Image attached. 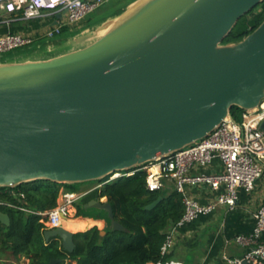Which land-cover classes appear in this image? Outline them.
<instances>
[{
    "label": "water",
    "instance_id": "water-1",
    "mask_svg": "<svg viewBox=\"0 0 264 264\" xmlns=\"http://www.w3.org/2000/svg\"><path fill=\"white\" fill-rule=\"evenodd\" d=\"M263 1L133 0L81 48L0 63V187L99 181L207 137L233 107L260 106L264 20L223 41ZM94 208L107 213L102 234L129 231L108 200L84 204ZM0 219L10 224L8 213ZM74 234L60 225L45 239L73 252Z\"/></svg>",
    "mask_w": 264,
    "mask_h": 264
},
{
    "label": "built area",
    "instance_id": "built-area-1",
    "mask_svg": "<svg viewBox=\"0 0 264 264\" xmlns=\"http://www.w3.org/2000/svg\"><path fill=\"white\" fill-rule=\"evenodd\" d=\"M5 8L0 0V20L12 13L14 19L43 18L46 11L61 17L58 24L41 34L49 39L62 32L63 27H73L101 6L106 0H8ZM33 33L12 32L0 34V54L29 46L36 40ZM264 101L257 108L244 110L242 120L228 116L207 137L180 150L159 155L143 164L109 174L82 192L63 190L57 205L37 212L47 229L62 225V219L71 214L73 203L93 190H100L117 178L146 174L149 191L173 189L183 195L185 211L181 219L166 231L161 253L166 255L176 244V235L182 227L202 215L213 213L218 206L231 211L236 208L240 191L252 192L256 182L264 179ZM218 162V163H216ZM212 168V169H210ZM118 174L117 177H114ZM206 187L208 200L195 198L193 188ZM13 188V187H12ZM25 195L22 194V197ZM13 206H16L12 204ZM255 224L249 233H239L235 242L244 248L241 256H225L227 264H264V204L254 212ZM154 264H164L158 261Z\"/></svg>",
    "mask_w": 264,
    "mask_h": 264
},
{
    "label": "trees",
    "instance_id": "trees-1",
    "mask_svg": "<svg viewBox=\"0 0 264 264\" xmlns=\"http://www.w3.org/2000/svg\"><path fill=\"white\" fill-rule=\"evenodd\" d=\"M123 11L124 8L119 7L115 12L119 15ZM263 20L264 1L239 19L223 43L241 41ZM68 29L65 26L62 30ZM243 112L240 107H233L231 115L240 122ZM64 185L65 190L76 191L73 184L45 180L30 181L13 188L0 187V211L8 213L11 219L10 224L0 219V264H13L23 256L29 258L28 264H49L52 258H64L62 264H151L169 261L172 253L163 255L161 247L166 231L184 214L180 192L170 188L149 191L144 172L117 178L102 189L89 192L80 199L77 215L101 218V211L97 208L93 209V214L84 212V204L106 196L113 206L115 218L129 231H113L109 226L102 234V230L93 226L76 232V248L67 253L59 240H45L47 227L40 221L41 215L37 214L57 205L60 187ZM22 194L25 196L22 197ZM159 197H162L161 201L148 209L147 206ZM194 241L189 239L185 242L194 245Z\"/></svg>",
    "mask_w": 264,
    "mask_h": 264
},
{
    "label": "crops",
    "instance_id": "crops-1",
    "mask_svg": "<svg viewBox=\"0 0 264 264\" xmlns=\"http://www.w3.org/2000/svg\"><path fill=\"white\" fill-rule=\"evenodd\" d=\"M6 18V21L0 20V34H5L9 31L33 33L37 38L29 46H34L36 49L33 53H28L17 60L0 61V63L49 59L90 43L79 46L70 43V46L59 47L58 45L63 41L61 35L65 30L55 36V39L44 37L41 32L48 27L55 26L58 24V20L61 19L54 11H46L44 17L40 19H14L12 13L7 14ZM81 27L79 25L70 27L68 29L69 33L73 36L85 34L81 31ZM90 187L92 185L83 188L82 192L90 189ZM190 192L197 199L204 201L209 199L208 189L204 186L193 188ZM100 200H107V197H102ZM262 204H264V179H259L252 192H246L241 189L240 199L235 209L229 211L224 206H218L213 213L202 215L179 229L176 235V244L171 251L172 256L164 264H227L225 256H241L244 253V248L239 246L234 238L239 233L252 231L255 224L254 212ZM71 211L77 212V208L72 206ZM103 212H100L102 217L98 219L84 215L71 217L72 219L78 218L85 222L86 227L70 230L76 233L86 231L93 226H97L102 230L106 219L102 214ZM64 224L62 223L63 226ZM189 239L195 240L194 245H189L185 242ZM19 260L21 264H28L29 262V258L26 256L21 257ZM19 260L14 261L13 264H17Z\"/></svg>",
    "mask_w": 264,
    "mask_h": 264
},
{
    "label": "rangeland",
    "instance_id": "rangeland-1",
    "mask_svg": "<svg viewBox=\"0 0 264 264\" xmlns=\"http://www.w3.org/2000/svg\"><path fill=\"white\" fill-rule=\"evenodd\" d=\"M132 0H106L101 6H99L96 10L93 12L89 13L86 18L82 21V23L77 24V26H82L81 31H83L82 35L78 36H73L69 33V30H65L63 34L61 35L63 38V41L60 42L58 45L59 47H67L70 46V43H72L75 46H79L85 43H89L100 37L105 31L112 26L115 23V15H116V10L119 7H126ZM128 2V3H127ZM115 12V13H114ZM105 23L102 25L101 23L104 21ZM76 26V25H75ZM69 28V27H68ZM86 34H91V37L89 39H84V35ZM55 39V38H54ZM34 46H25L16 50H13L11 52L3 53L0 54V61H13L17 60L19 58H22L26 56L28 53H33L35 51ZM96 182L94 181H88V182H76L73 183L74 185V190L76 192H80L83 190V188L87 187L88 185H93ZM65 190V185L60 187V192ZM165 192H168L165 190ZM60 199V197H59ZM79 200L73 203V206L79 210ZM84 212L93 214L94 211L93 209H87ZM103 216L106 218L107 213L103 212ZM35 216V214H33ZM77 212L72 211L71 214H69L65 219L67 221L69 218L73 220L71 217H77ZM66 221V220H65ZM65 223V222H64ZM64 226L67 228L68 225ZM46 240V239H45ZM69 253V252H67ZM17 264H21L20 260L17 261ZM25 264V263H24Z\"/></svg>",
    "mask_w": 264,
    "mask_h": 264
},
{
    "label": "bare ground",
    "instance_id": "bare-ground-1",
    "mask_svg": "<svg viewBox=\"0 0 264 264\" xmlns=\"http://www.w3.org/2000/svg\"><path fill=\"white\" fill-rule=\"evenodd\" d=\"M117 176H118V174H116L114 177H117ZM65 220H67V219H62V223H64ZM67 225H68L67 229H73V230L83 229L84 227H86V223L82 222L78 218L77 219H73V220H71L69 218Z\"/></svg>",
    "mask_w": 264,
    "mask_h": 264
},
{
    "label": "clouds",
    "instance_id": "clouds-1",
    "mask_svg": "<svg viewBox=\"0 0 264 264\" xmlns=\"http://www.w3.org/2000/svg\"><path fill=\"white\" fill-rule=\"evenodd\" d=\"M9 1L8 0H3V4H5V8L9 11H13L14 8L10 9L9 6H7L6 4L8 3Z\"/></svg>",
    "mask_w": 264,
    "mask_h": 264
},
{
    "label": "flooded vegetation",
    "instance_id": "flooded-vegetation-1",
    "mask_svg": "<svg viewBox=\"0 0 264 264\" xmlns=\"http://www.w3.org/2000/svg\"><path fill=\"white\" fill-rule=\"evenodd\" d=\"M67 223H68V221L66 220V221H65V225H67Z\"/></svg>",
    "mask_w": 264,
    "mask_h": 264
}]
</instances>
